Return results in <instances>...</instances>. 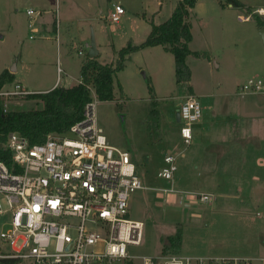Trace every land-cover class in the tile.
<instances>
[{"label":"rangeland","instance_id":"obj_1","mask_svg":"<svg viewBox=\"0 0 264 264\" xmlns=\"http://www.w3.org/2000/svg\"><path fill=\"white\" fill-rule=\"evenodd\" d=\"M36 1L39 0H0V74L7 69L12 72L13 66L19 65V72L15 73L16 81L4 86L5 91H14L15 85L21 81L22 61L28 58L32 63L36 58L33 52L39 50L42 51L36 55H40L41 66L38 73L32 72L30 77L33 82L46 81L48 84L29 86L27 93H43L37 91L49 89L59 78L65 86L77 83L81 79L80 69L88 60L86 43H92V36L104 45L102 64L116 63L118 52L133 42L132 37L136 42L141 41V35L132 32L137 22L127 17H143V8L154 11L158 1L162 0H48L50 3L46 11L53 9L50 13L37 8ZM92 1L95 3L93 8ZM111 2L114 5L120 3L126 10L119 24L107 19L113 8ZM239 2L256 8L253 11L264 7V0ZM30 7L41 12L36 21L38 27L43 20L50 24L54 21L58 27L60 23L57 19L58 16L62 19V14L72 19L69 23L63 21L59 39L53 30L50 34H35L30 39L31 22L27 15ZM237 10L230 8L228 3L222 5L219 1L210 0L206 13H197L198 17L193 22L195 48L205 55L202 59L190 60L191 83L177 84L175 62L170 54H167L170 58L152 54L144 63L127 61L125 69L115 76L117 98L114 101H99L92 88L99 127L110 145L131 153L139 176L147 187V191L134 193L130 202L128 218L144 224L142 243L128 247L129 255L137 258L135 264H142L140 257L168 260L189 255L205 257H189L191 264H199L202 260L206 264H226L223 259L245 260L258 256L259 252L264 254V185L254 182L256 189H249L248 178L237 172L238 163L234 164L233 171H227L223 166L228 164V160H219L215 152L205 154L206 140L195 137L193 143L185 147L181 140V124L177 120L181 106L190 95L198 97L202 105L203 119L200 122L205 120V115L210 118V109L204 107V102L212 94H216L211 99L216 107V116L227 117L224 109L230 112L241 98L217 93L238 90L241 96L245 95L237 88L238 80L232 84L235 70L246 73L241 76L243 84L251 79H263L255 72L256 67L263 65L260 61L264 58V40L256 29L258 16H254L251 22L242 23L238 21V14L246 11ZM203 16L207 17L204 21L200 20ZM205 27L208 42L204 36ZM80 51L83 55H79ZM36 60L38 64L39 60ZM216 61L221 64L219 70ZM69 63L72 66L71 78L67 80L65 70ZM148 81L152 82L153 93L149 92ZM118 84L125 91L123 97ZM203 93L211 95L206 97ZM200 94L203 96L200 97ZM8 102L9 111H30L43 107L39 101H28L19 96L10 97ZM220 132L223 131L217 130V126L209 130L208 138L215 145L226 137L222 138ZM168 155H179V171L174 181L159 177ZM199 155L205 158L199 169H195L194 159ZM170 189L178 191V194L169 197L164 191ZM196 194L213 195L215 199L201 203L194 198ZM179 232L183 236L181 248L169 249L170 237ZM253 263L264 264L263 261Z\"/></svg>","mask_w":264,"mask_h":264},{"label":"built area","instance_id":"obj_2","mask_svg":"<svg viewBox=\"0 0 264 264\" xmlns=\"http://www.w3.org/2000/svg\"><path fill=\"white\" fill-rule=\"evenodd\" d=\"M27 15L32 39L39 33L34 20L41 12L30 8ZM125 15V8L115 4L107 19L119 24ZM254 16L264 18V9L240 13L238 21L251 22ZM239 90L245 95L264 94V80L251 79ZM28 94L20 84L14 91L2 88L5 112L10 97ZM179 113L181 140L188 147L194 139V125L203 118L198 98L187 97ZM83 116L67 136L53 133L41 143L31 144L19 132L7 135L3 149L11 156L10 166L0 160V259L17 264H135L137 258L129 255L128 247L142 243L144 224L128 218L130 202L134 193L147 191V187L131 153L109 144L98 125L93 102ZM178 158L166 157L161 179L175 180ZM164 193L170 197L178 191ZM194 198L201 203L215 199L209 194ZM140 259L142 264H191V258ZM222 261L251 264L252 260ZM199 264L206 263L202 260Z\"/></svg>","mask_w":264,"mask_h":264},{"label":"trees","instance_id":"obj_3","mask_svg":"<svg viewBox=\"0 0 264 264\" xmlns=\"http://www.w3.org/2000/svg\"><path fill=\"white\" fill-rule=\"evenodd\" d=\"M199 1L181 0L169 20L161 25L152 22V30L144 43L135 46L129 42L127 47L120 50L116 63L102 64L98 58H88L81 69L82 83L71 86V88L56 87L49 92L28 94L24 97L28 101L41 102L43 106L41 109L5 112V102L0 97V160L10 166L11 156L3 149V144L10 133L19 132L28 138L31 144L44 142L53 133L67 136L71 127L84 118L83 113L86 106L93 102L92 88L99 101H114L117 98L115 96V76L125 69L127 61L133 53L150 47H163L174 56L177 84L183 86L191 83L193 75L187 62L188 57L202 58L204 56L192 52L190 49V44L194 39L192 11ZM219 1L222 5L228 3L236 9L252 12L251 8L238 0ZM258 23L264 27L261 17H258ZM14 78V74L8 70L2 72L0 74V90L7 84H13ZM148 82L149 92L153 93L152 82ZM118 87L120 96L123 97L122 85L118 84ZM182 240L181 232L170 237L169 249L171 247L180 249ZM17 263L11 259H0V264Z\"/></svg>","mask_w":264,"mask_h":264},{"label":"crops","instance_id":"obj_4","mask_svg":"<svg viewBox=\"0 0 264 264\" xmlns=\"http://www.w3.org/2000/svg\"><path fill=\"white\" fill-rule=\"evenodd\" d=\"M84 1L89 2V0H84ZM180 1L181 0H175V1H171L169 3H165L164 0L158 1L157 7L154 11H149V10H146L143 8V10H142L143 11L142 15H144L143 17H139V18L138 17H131V16L127 17V18L134 19L135 22H137V24H138L137 26L133 27L134 31H132V32H137V34L141 35V41H139V42H136L135 38L132 37V41H133L132 44L135 46H138V45H141L142 43H144L147 39L146 37L149 35V33L152 30V22H154L157 25H161L165 21L169 20ZM213 1L216 2L219 0H213ZM209 2H210V0H200L197 3L196 7L192 11V17H191L192 18V34H193L194 39L190 44V49L192 52H197L199 54H201V53L196 51V48H195L196 37H195L194 29H193L194 28L193 22H194V18H196V16L198 17L197 13L202 14L201 13L202 11H203V13L204 12L206 13V11L208 9ZM35 3H36L37 8H42V10L45 9L44 11L47 13H50L53 10V9H50V10L46 11V9L48 8L47 4L50 3V2L48 3V0H39V1H36ZM53 3L54 2H51V4H53ZM111 3H112V6H114V3L113 2H111ZM118 4L120 5V3H118ZM244 5H246V4H244ZM94 6H95V3H93V1H92L91 8H93ZM229 7L231 8L230 5H229ZM30 8H32V7H30ZM33 8H35V7H33ZM259 8L264 9V7H259ZM253 9H256V8H251L252 11H253ZM112 10H113V8H112ZM99 13H102V12H100V10H99ZM59 14H60V12H59ZM62 15H63L62 19H60V17L58 16L57 21H59V23H60L59 24L60 26L58 25V27L55 25L54 21L51 22V24H50V22H47L44 20L42 21V23L38 27L36 21L39 17H37L35 19V27L38 29V32L40 34L42 32L50 34V30H53V32L56 33V35L59 39L61 36V25H62L63 21H65L66 23H69V21H71V19H72V17L68 18V17L64 16V14H62ZM205 19H207V17L203 16L202 19L200 18V20H203V21ZM84 20H82V21H84ZM261 20L264 21V18H261ZM206 24H205V26H206ZM256 29L258 32L259 31L261 32L262 38L264 40V27H261L258 23ZM29 32H30V37H31L32 33H31L30 25H29ZM35 36L36 35L34 34V37ZM204 36L206 37V41L208 42L209 38L207 36L206 27H205ZM46 38L50 39V37H46ZM96 42H97V50H98L97 58H98V61L100 63H102L100 60H101V55L104 51V48H103L104 45L100 44L98 41H96ZM89 44L90 43L87 42L86 46ZM59 45H60V43H59ZM257 45L259 46V41H257ZM89 49H90V47H89ZM89 49H88V53H89ZM40 51H42V50H39L36 53L33 52V57H36L39 60L38 64H37L36 58L34 59V61H32V63L29 62L30 60L28 58L26 61H22V63H21L22 77L20 78L21 81H19L20 83H18V84L22 85V87L27 91L29 90V86L33 87V86H39V85L42 86L44 84H48V83H46V81L44 83L42 81H39V82L34 81L33 82L32 77H30V73H32V72L38 73L39 66H41L40 65V62H41L40 55H36ZM152 54H155L158 56L162 55L164 58H170L169 55L167 56V54H170L173 57V62H175L174 56L170 52H167L166 50H164L163 47H150V48H146L145 50H141L139 52L133 53L130 55L129 61L134 60L137 62L144 63L146 61V58L150 57V55H152ZM203 54H201V55H203ZM195 58H197V57H195V56L188 57L187 62H188L189 66H190V64H189L190 60L195 59ZM197 59H202V58H197ZM260 62L263 65L260 67H256L255 72L259 73L264 79V58H262ZM215 65H216V68L218 70L221 69V64L218 61L215 62ZM14 66L16 67V70L14 71V73L10 72L8 69L7 70L11 74H14V77H15L14 80H15L16 79L15 73L19 72V65H14ZM82 67H83V65H82ZM82 67H81V69H82ZM156 67L159 68V65H156ZM71 68H72V66L69 63L68 66H66V70H65V78L67 80H69L71 78V75H69ZM81 69H80V72H81ZM164 70L167 71V68H165ZM159 71H161L160 68H159ZM174 73H175V68H174ZM242 73H243V75L246 74L243 70H242ZM242 73H239L238 70H235V72L233 73L234 76L231 79L232 84L238 80V82H239V83H237L238 89L243 84V82L240 81L242 79V77H241ZM47 77L48 76H46V78ZM37 80L38 79H36V81ZM81 81H82V78L77 83H74L70 86L69 85L65 86V85L61 84L62 83L61 78H59L52 86L49 87V89L39 90L37 92H43V93L49 92V91H52V89H54L56 87L71 88V86L80 84ZM8 85L9 84H7L5 86H8ZM218 87H217V89H218ZM3 88H5V87H3ZM33 92H36V91H33ZM221 92L222 93H217V95L218 94H220V95L226 94V95L230 96L231 98L237 97V98H241V99L238 100V102H235V104L231 107L230 112H227V110L224 109L223 112L227 114V117L223 118L221 116H216L217 115L215 112L216 107H215V104H213V102L211 100V99L216 97V94H212V96H210L211 94L203 93L204 95H207L206 97L210 96V99L206 100V103L204 102V107L210 109V118H208L205 115V120L203 122H198L197 124L194 125V127H193L194 139L196 137V138L202 139L203 141L206 140L204 142V143H206V148L204 150L205 154L208 153V155H209L210 153L215 152L217 154L219 160H222V161L228 160V162H227L228 164L223 166V168L226 169L227 171H229L230 169L233 171L232 168H234V164L238 163V167L236 168L237 172L239 171L240 174H243L246 178H248V187H250L249 189H251L252 187H254L256 189V187L254 186V182L260 183L262 186L264 185V94H261V95L260 94H248V95H242L241 96L240 93H238V90H223ZM30 94H32V93H30ZM123 94L125 95L124 90H123ZM199 96L201 97L203 95L200 94ZM228 102H230V100ZM222 107H224V105H222ZM224 108H226V107H224ZM196 126L199 128L195 129ZM215 126H217V130L223 131V132H220V134H222V138L226 135L224 140L218 142L216 145L213 144L214 143L213 140L208 138L209 137L208 136L209 130L213 129ZM194 139H193V141H194ZM216 147H218V148H216ZM185 158H186V154H185ZM204 158H205V156L202 157L201 155H199L194 159L195 160L194 162H196L194 165L195 169H199V167L201 165L200 163H202ZM208 159H210V158H208ZM231 164H232V166H231ZM220 167H221V165H220ZM251 200L254 201V198H251ZM255 202H256V199H255ZM257 255L258 256H252V258L248 257L249 259H252V264H254L253 262H259V261L264 262V254L262 252H259ZM189 257L205 258L202 256H195V255H189V256H185V257H181V258L187 259Z\"/></svg>","mask_w":264,"mask_h":264},{"label":"water","instance_id":"obj_5","mask_svg":"<svg viewBox=\"0 0 264 264\" xmlns=\"http://www.w3.org/2000/svg\"><path fill=\"white\" fill-rule=\"evenodd\" d=\"M98 56V50H97V42L96 39L94 38V36H92V43L90 45V49H89V53H88V58H96ZM16 70V67L13 66L12 68V72H14ZM177 120L178 122H180V113L177 116Z\"/></svg>","mask_w":264,"mask_h":264}]
</instances>
